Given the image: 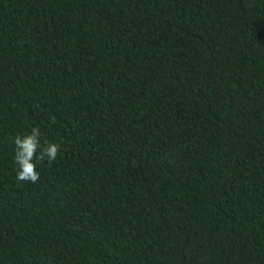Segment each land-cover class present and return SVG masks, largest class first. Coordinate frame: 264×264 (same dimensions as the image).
<instances>
[{"label": "trees", "instance_id": "1", "mask_svg": "<svg viewBox=\"0 0 264 264\" xmlns=\"http://www.w3.org/2000/svg\"><path fill=\"white\" fill-rule=\"evenodd\" d=\"M0 264H264V0H0Z\"/></svg>", "mask_w": 264, "mask_h": 264}, {"label": "clouds", "instance_id": "2", "mask_svg": "<svg viewBox=\"0 0 264 264\" xmlns=\"http://www.w3.org/2000/svg\"><path fill=\"white\" fill-rule=\"evenodd\" d=\"M14 143V162L17 165V179L20 181L37 183L41 178L37 164L47 160L51 166L60 156V145L48 142L41 145L39 128H33L30 134L23 137L17 136Z\"/></svg>", "mask_w": 264, "mask_h": 264}]
</instances>
